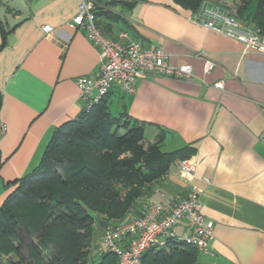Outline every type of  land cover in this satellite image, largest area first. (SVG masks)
<instances>
[{
	"label": "crops",
	"instance_id": "0c3cea01",
	"mask_svg": "<svg viewBox=\"0 0 264 264\" xmlns=\"http://www.w3.org/2000/svg\"><path fill=\"white\" fill-rule=\"evenodd\" d=\"M79 2L0 0V205L37 166L53 130L80 113L76 79L100 68L99 48L68 26ZM193 13L172 0H136L95 14L105 35L162 48L171 63L192 66L190 79L137 77L131 93L113 86L106 104L112 115L146 123L148 138L163 133V151L195 147L193 176L173 161L144 198L167 203L191 185L201 189L213 238L198 264H264V54L193 23ZM205 57L214 61L210 73ZM175 230L179 239L184 225ZM103 231L93 234L94 252Z\"/></svg>",
	"mask_w": 264,
	"mask_h": 264
},
{
	"label": "trees",
	"instance_id": "16d2710c",
	"mask_svg": "<svg viewBox=\"0 0 264 264\" xmlns=\"http://www.w3.org/2000/svg\"><path fill=\"white\" fill-rule=\"evenodd\" d=\"M135 1L96 0L94 16ZM172 1L195 12L203 0ZM234 1L238 16L263 34L264 0ZM145 124L124 111L112 115L104 97L57 126L37 166L0 205V264H117L110 250H92L94 232L132 210L139 214L138 198L153 190L170 163L195 151L192 144L163 151V133L150 139ZM199 252L168 239L148 249L140 264H198Z\"/></svg>",
	"mask_w": 264,
	"mask_h": 264
},
{
	"label": "built area",
	"instance_id": "2783aa9c",
	"mask_svg": "<svg viewBox=\"0 0 264 264\" xmlns=\"http://www.w3.org/2000/svg\"><path fill=\"white\" fill-rule=\"evenodd\" d=\"M94 10L92 0H80L76 14L68 22L70 28L81 31L99 48L100 68L96 75L76 79L84 104L90 106L99 102L113 86L124 92H133V81L137 77L163 75L174 79L191 78L192 66L171 63L169 53L162 48L144 47L138 40L120 43L116 38L105 35L95 23ZM190 20L245 44L252 52L264 54V35L238 16L234 0H203ZM42 29L49 32L51 26L46 24ZM204 59V71L210 73L214 61ZM214 86L222 88V83L217 82ZM5 129V124L0 121V134ZM177 164L182 174L188 178L193 176L194 168L188 159L177 160ZM201 193L198 186L191 185L184 194L167 203L145 200V195L139 197L140 213L131 215L117 226L107 227L98 250L113 252L117 264H140L142 255L148 249L164 246L168 239H177L175 228L182 223L184 231L179 239L200 252L208 253L213 224L204 216Z\"/></svg>",
	"mask_w": 264,
	"mask_h": 264
},
{
	"label": "rangeland",
	"instance_id": "374dc122",
	"mask_svg": "<svg viewBox=\"0 0 264 264\" xmlns=\"http://www.w3.org/2000/svg\"><path fill=\"white\" fill-rule=\"evenodd\" d=\"M136 213V211L135 210H132V212H128L127 214L129 215L128 216V218L131 216V215H134ZM127 218V219H128ZM126 221V219L123 221V222H125ZM119 222V221H118ZM123 222H121V223H123ZM121 223H117V222H114V221H110V223H109V227H114V226H117V225H119V224H121ZM106 229V228H105ZM105 229H104V231H105ZM103 231V232H104ZM93 239V238H92ZM91 246H92V250H94L95 248H96V246H95V241L94 240H92L91 241Z\"/></svg>",
	"mask_w": 264,
	"mask_h": 264
}]
</instances>
